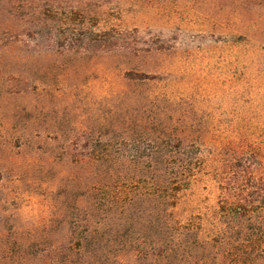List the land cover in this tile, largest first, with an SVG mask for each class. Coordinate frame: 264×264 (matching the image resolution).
<instances>
[{"label": "rangeland", "instance_id": "rangeland-1", "mask_svg": "<svg viewBox=\"0 0 264 264\" xmlns=\"http://www.w3.org/2000/svg\"><path fill=\"white\" fill-rule=\"evenodd\" d=\"M67 1L38 11L42 34L0 31V264L72 263L93 214L151 187L150 164L189 172L174 227L133 214L105 231L108 260L166 264L186 226L220 231L238 165L264 168V0Z\"/></svg>", "mask_w": 264, "mask_h": 264}, {"label": "trees", "instance_id": "trees-1", "mask_svg": "<svg viewBox=\"0 0 264 264\" xmlns=\"http://www.w3.org/2000/svg\"><path fill=\"white\" fill-rule=\"evenodd\" d=\"M67 3V0H0V31L3 33L13 31L29 21V24L35 30L38 27V33L42 34L40 29L44 25L32 22L36 20L38 11L42 9L53 12L55 8H59L58 5ZM18 9L28 10V16L19 15L21 11ZM14 19L16 22H13ZM70 30V27H65L61 34L70 35ZM63 40L66 41L65 36ZM179 153L185 154L184 151ZM186 169L185 167L161 169L152 164L137 168L139 179L151 180V187L145 190L139 187L136 197L125 202L126 208L119 209L111 205L101 216L96 217L93 214L89 220L92 226L80 233L77 238L78 242L71 253L73 261L72 263L70 261V264H121L108 260L110 241L108 243L105 241L107 240L105 231L111 230L108 239L110 240V237L115 239L118 229L130 225L129 222L133 221V214L139 220L145 221V218H148L149 228L154 231L171 230L174 226L168 221L171 216L169 209L174 207L177 193L187 181L189 172ZM252 169L253 167L249 165H238V170L232 172L231 176L235 180L234 191L230 188L233 183L227 187V191L232 192L228 194L231 200L227 198L218 206L223 222L220 231L207 240L199 238L194 225L186 226L184 232L180 234V242L167 249L164 260L166 264H264V172H262L264 168ZM177 227H181L175 226L176 230H180ZM183 243L191 246L194 255L183 250ZM179 257H183L182 262ZM172 259L176 261L173 262Z\"/></svg>", "mask_w": 264, "mask_h": 264}]
</instances>
